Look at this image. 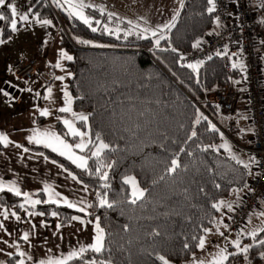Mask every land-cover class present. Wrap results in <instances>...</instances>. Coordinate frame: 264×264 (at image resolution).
<instances>
[{"label":"trees","instance_id":"1","mask_svg":"<svg viewBox=\"0 0 264 264\" xmlns=\"http://www.w3.org/2000/svg\"><path fill=\"white\" fill-rule=\"evenodd\" d=\"M249 1L257 13L256 28L264 33V23H261L264 21V0ZM30 5L33 14L58 22L54 6L47 0H30ZM183 5L175 27L165 33L168 39L161 40L159 48L154 44L155 37L142 39L140 35H131L117 39L105 33L95 20H105L108 13L101 15L99 9H86L96 18L93 27H98V31L95 33L66 13L58 14L64 22L61 46L73 57L67 67L71 73L69 90L74 97V110L88 113L93 139L99 133L112 149L104 156L105 163L112 165L105 169L110 187L101 188L104 182L97 176H89L49 149L33 145L28 148L58 162L93 190V207L86 218L100 217L108 234L107 246L111 249L110 253H105V258L110 256L113 264H160L155 253L166 256L173 264L190 260L199 251L198 241L192 237L203 236V229L210 228L216 221L218 212L212 204L228 198L234 189L246 190L250 184L248 170L219 148L229 142L209 130V122L213 124L211 118L216 119L220 112L206 99L208 93L228 85L232 78L242 77V70L227 72L222 56L204 61L198 73L178 63L182 51L195 49L192 45L198 39L202 41L210 31L217 29L216 15L207 13L206 0H184ZM0 12L10 17L6 8H0ZM0 28L4 29L3 40L12 35L7 21L0 22ZM78 40L91 43L81 44ZM172 48L177 51H171ZM198 113L207 120L196 124ZM78 125L85 129L81 123ZM57 129L71 143L76 142L65 136L61 124ZM192 131L197 135L188 139ZM209 146L219 150L213 151ZM203 148L209 150L202 151ZM232 154L250 162L247 155L244 159L233 150ZM175 155L179 157L181 168L168 176L165 170ZM89 167L95 171L94 160H89ZM125 176H134L147 190L145 199L135 206L126 203L130 187L123 183ZM161 176L165 178L160 180ZM98 192L107 193L111 208L98 207ZM36 197L46 200L42 194ZM21 203V197L7 191L0 193L2 207L21 210ZM29 210L45 213L47 221L55 211L61 224L68 223L72 216H83L67 207L43 203ZM125 225L129 228L127 232L123 230ZM154 230L159 231L160 236H152ZM261 239H264V228L257 232L255 241L251 237L244 239L243 243L250 246L248 260L243 256H230L226 264L245 261L264 264L259 256L264 251V246L258 243ZM185 243L189 245L187 249ZM92 257V253L86 254V258ZM18 259L13 255L8 264H16ZM71 264H80V261Z\"/></svg>","mask_w":264,"mask_h":264},{"label":"crops","instance_id":"2","mask_svg":"<svg viewBox=\"0 0 264 264\" xmlns=\"http://www.w3.org/2000/svg\"><path fill=\"white\" fill-rule=\"evenodd\" d=\"M145 2H147L149 8L157 7L151 3V0H139L135 5H132L131 2H125L120 8L121 13H119V17L137 22L145 11L137 5ZM15 3L18 6V10L22 13L28 12L29 7L31 8L30 0H15ZM127 5L128 9L131 10L129 13L125 12V7ZM53 8L55 9V7ZM180 10L181 8H179L177 12H180ZM58 14L59 13L56 11L58 22L52 18H48L52 21L51 26L41 27L37 25L34 20L32 23L26 25L18 24L19 31L12 33L8 39H5L6 42L4 44H0V90H2L0 91V133L7 135L9 139L13 141V144H10L7 148H4L2 145V150H0V180L5 183L15 182L22 192L42 194L45 199H47V196L43 192V187L45 184H48L52 186L54 191L60 193L73 203L83 198L92 204L93 190L89 186H87V191H85L84 183H77L68 176V172L71 171L68 169L65 171L64 169L66 168L58 162L52 163L51 161L54 160L50 158L45 160L44 157L46 155L44 153L43 155H39V153L42 152L28 148L30 145L38 146L29 144L27 141V137L32 134L33 128H40L41 130L48 129L62 136L58 132L57 125L61 124L64 127L61 122L62 119L71 118L68 114L56 111L57 108L63 106V93L61 89L64 85H67L69 90V80L71 77L68 75V73H70L67 67L69 61H62L64 70L54 67L59 59V52L61 50L65 51L61 46L63 30L61 29L62 26ZM30 20H32L31 15ZM220 28L221 24L214 32H217ZM209 36L210 35H206L202 38V42ZM0 39H2V35H0ZM13 41L17 43L15 42L16 44L12 45ZM23 52L24 58L22 59ZM13 53L19 54L20 59L13 57ZM30 58L37 60L38 70L42 80H38L26 87L24 82L15 77L14 71L19 64H22ZM9 69H11V71ZM56 76H64L65 79L63 81L56 80ZM235 81L240 82L235 83ZM234 83L236 87H243L241 77L235 79ZM48 87H52L53 89L54 103H49L43 99ZM28 88H31L32 91H22ZM41 90L43 91L42 101L41 104L38 105V97L35 93H40ZM3 92H8L9 96H4ZM45 107L49 108L52 114L48 117H41L36 109H43ZM73 111H75L74 107ZM83 113L88 114L86 112ZM57 117H60V119H57ZM216 120L225 124L228 118L219 114ZM233 120L242 131L238 139L242 142L249 141L252 137V129L249 125V117L246 111L244 97L241 99L240 106L233 116ZM79 123L80 122H77V127H79ZM64 129L67 132L65 127ZM81 130L87 131L88 129L81 128ZM67 141L71 143L69 140ZM76 142H78V138ZM15 144H20L22 147L16 148ZM25 147L29 149V152L26 153L23 151ZM238 156L247 159L245 155L239 154ZM254 173L255 170L252 165L251 178ZM246 192L247 189L236 190L234 194L231 192L230 196L222 201H224L226 205L231 204L234 207L244 197ZM33 198L38 199L36 195H34ZM4 209H8L9 212L15 211L21 216L20 222H17L15 218L11 216L7 221H3V217L0 216V221H3L5 224L7 233L11 234L9 235L4 231H0V248L4 250L0 252V261H3L4 264H8V259L10 258V256L5 253H11V256L15 255V249L9 248L7 246L8 244L18 243L21 245V250L32 256V260H27L26 258L25 264H39L41 259H47L49 256L55 258L61 255H67L69 251L92 242L94 236L92 224L81 225L73 220H70L66 224H61L58 216H52L51 220L47 221L44 215L29 216L23 209L17 210L16 208H5L0 206V212ZM90 209L88 211H90ZM222 209L223 211L218 212L215 223L208 229L214 228L217 225L222 229L224 228L223 224L229 225V211L227 207ZM261 213H264V205L249 215L248 222ZM81 217L91 221L95 219L86 218L84 216ZM33 224L36 225L35 229L32 228ZM57 225H61V227L57 229ZM248 226L252 228L253 225L248 223ZM244 227H246V224ZM26 231L30 233L31 247L20 239ZM248 232L251 231L248 230ZM248 237H250V235ZM2 241H7V244Z\"/></svg>","mask_w":264,"mask_h":264},{"label":"snow or ice","instance_id":"3","mask_svg":"<svg viewBox=\"0 0 264 264\" xmlns=\"http://www.w3.org/2000/svg\"><path fill=\"white\" fill-rule=\"evenodd\" d=\"M53 3L60 7L62 10L67 12V15L69 18H75L79 21H81L84 25H86L88 28L91 29L93 33L98 31V27H93V20L88 15L85 14L86 8H94L93 5L87 4L84 2V0H53ZM207 8L206 11L209 15L215 13L217 11V2L216 0H206ZM183 0H180V8H183ZM0 8H6L10 12V17L8 15H5L4 12H0V22L7 21L10 24V31L11 33H16L19 31L18 24H29L34 22L37 25H40L41 27H47L52 25V21L49 19H42L38 14L33 15L31 12V8L29 7L28 12L22 13L18 10V6L15 3V0H0ZM100 14L104 15V10L100 9ZM30 15L32 16V20H30ZM108 20L111 21L113 19L112 13H108ZM179 15V12H177L173 18L172 21L165 23L161 26H158L155 29H149L147 27L141 28L140 24H133L132 21H126L127 24L131 25V29H139V35L142 39H149V37H155L154 44L157 48H159L161 40L168 39V36L165 34L166 32L170 31L173 27H175V19ZM116 19H119L116 17ZM146 24L147 21H144ZM215 23L217 27H220L219 17L217 16L215 18ZM261 23H264V21H261ZM95 24L99 26L101 24L100 20H95ZM131 29H129L128 32H125V37L132 34ZM4 29L0 28V35L3 34ZM104 31L107 34H116V38L119 39V28L112 29L109 28L107 25H104ZM208 35H212L211 32L208 33ZM6 41L3 39H0V44H4ZM78 43L81 44H90V41L86 40H78ZM202 41L197 40L192 47L193 48H199ZM93 47H104V45H97L92 44ZM171 51L176 52L177 50L175 48H172ZM59 59L55 63L54 67L64 70L62 66V61H72L73 57L70 56L66 51L61 50L59 52ZM217 56H228L229 52L227 47L224 48L223 52L217 51ZM234 55V54H233ZM180 59H185V57L180 56ZM209 60L212 59L211 56L208 57ZM229 59H231V56H229ZM203 62L198 63H188L185 65H182L183 67H187L188 69H191L193 73H198L199 69L202 67ZM231 67L233 69H241L244 70L245 65L242 62H233L231 64ZM11 71V69H9ZM69 76H71V73H68ZM56 80L63 81L65 79L64 76H56ZM240 81H235V83H239ZM28 91L31 92L32 89H23L22 91ZM2 91V90H0ZM63 93V106L56 109L59 113H65L68 114L71 118H64L62 119V123L64 127L67 129V132L65 133V136H70L74 140L78 138V142L76 143H69L64 137L58 135L57 133L50 131L48 129L41 130L40 128H33L32 134L27 137V141L29 144H34L38 146H43L46 149H50L51 152L56 153L57 155L63 157L64 159L71 162V164L75 165L76 168L81 169L83 172L87 173L89 176L95 175L98 177L100 181H103L100 185L101 188L107 189L110 187L108 180H109V174L108 171L105 169H110L112 167L111 164L105 163L104 156L106 151H111L110 145L106 143L101 135L97 133L95 135V139H93L91 134V129L89 126V115L85 114L83 112L77 113L73 111V103H74V97L69 92L68 86L64 85V87L61 89ZM3 95L8 97V92H3ZM37 97L40 96V93H35ZM43 99L45 101H48L49 103H54L53 100V89L52 87H48L46 90V95L43 96ZM79 99H83V97H79ZM36 111L39 112V115L41 117H48L52 113L49 108L45 107L43 109L37 108ZM57 119H60V117H57ZM201 120H207V117L203 116L202 113H198L196 116L195 123L199 124ZM77 122H80L83 127L87 128V131L81 130V128L77 127ZM209 130L214 133H219L221 140H224V134L219 132V129L209 122ZM197 133L195 131L191 132V136L188 137V139H192L193 137H196ZM10 144H13V141L9 139V137L3 133H0V145H3L4 148H7ZM16 148H21L22 146L20 144H15ZM212 148L213 151H218L219 149L215 146H209ZM219 148H223L226 152L229 153L230 159L235 160V162L238 165H241L243 168L247 169L249 174H251V166L252 164H259V160L255 156H250L249 160L250 162H244L240 160L237 156L232 154V149L230 145L225 142L219 146ZM78 150V151H77ZM208 148H203L202 151H208ZM24 152H29L28 148H23ZM181 152L184 151L183 148L180 149ZM79 153V154H78ZM39 155H43V153H39ZM188 155H192L191 153H188ZM45 160L48 159V157H44ZM89 160L95 161V171L93 172L89 167ZM52 163H56V161H51ZM62 167V166H61ZM181 168V164L179 162L178 155H175L171 161L170 165L166 168L165 174L168 176L174 175L178 169ZM67 171V169H64ZM68 176L71 177L73 181H76L77 183H81L80 180H78L77 176L74 175L72 172H68ZM165 177L161 176L160 180H163ZM123 183L128 185L130 187V193L129 197L126 199V203L130 205H137L139 202L143 201L146 196V189L142 188L140 184L138 183L137 179L134 176H125L123 178ZM155 183V181L153 182ZM247 187V185H245ZM217 188H219V185H217ZM84 190L87 191V185L84 186ZM9 192L17 197H21L23 199V203L19 205L21 209H23L27 215L29 216H43L45 213L43 212H36V211H29V209H35L37 205L40 204H50V205H56L57 207H67L70 209H74L76 212L83 213L84 217L89 216L91 213L88 211L90 208L93 207V205L83 198H81L78 202L73 203L71 200L67 199L66 197L62 196L60 193L54 191L51 185L45 184L43 187V192L47 196L46 200L41 199H34V195L38 194H30L28 192H22L21 189L16 185L15 182L12 183H5L4 181L0 180V193L3 192ZM203 191V189H201ZM97 200H98V207L100 208H111L113 205L111 202H109L107 193H97ZM27 205V207H25ZM227 207V210L231 212L233 210L231 204H225L224 201H219L217 203L212 204V208L216 209L217 212L221 211L222 208ZM51 215L53 217L58 216L57 212H52ZM261 215H264V213H261ZM0 216L3 217V221H7L10 216L14 217L17 222L21 221V216L18 215L15 211L9 212L8 209H4L2 212H0ZM71 220L77 221L81 225L86 224H92L93 225V231L94 236L92 238V242L87 245H81L79 248L74 249L72 251H69L67 255H61L59 257H51L49 256L47 259H41L39 261V264H71L73 261H80V264H113V261L110 256L105 258V253L111 251V249L107 246V236L105 228L101 224V220L99 216H96L94 221L91 220H85L81 216H72ZM3 221H0V231H4L7 233V229L5 227V224ZM222 224V221H221ZM36 225H32V228L35 229ZM61 225H57V229H59ZM225 229H227V225H223ZM125 232L129 231V228L127 225L124 226L123 229ZM203 231L207 234L211 230L210 229H203ZM217 233L220 236H224V232L219 231V227H217ZM11 235L10 233H7ZM152 236H160L159 231H153L151 233ZM240 235H243V232L240 233ZM253 241L257 238L256 232H251L249 234ZM21 240H23L25 243L30 244V233L24 232L23 235L20 237ZM193 240H197L196 247H198L200 250H204L206 247V236H200L192 237ZM3 243L7 244V241H2ZM228 243L236 250L235 252H228L227 248L221 249L214 258L208 262V264H226V262L229 260L230 256H243L245 260H248V253L250 251V246H242L240 239H236L233 241H228ZM259 245L264 246V239L259 240ZM9 248L15 249V256L19 257V259L16 261V264H25V260H32V256L26 253L25 251L21 250V245L18 243H12L7 245ZM189 245L187 243L184 244V248L187 249ZM4 250L0 248V252H3ZM92 253V258H86V254ZM6 255H9L11 257V253H5ZM149 255H153V253H149ZM260 259L264 260V251H261L259 253ZM155 259L160 262V264H171V261L166 258V256L155 253ZM0 264H4L3 261H0ZM195 264H205L204 261H198L195 262ZM250 264V262H249Z\"/></svg>","mask_w":264,"mask_h":264},{"label":"built area","instance_id":"4","mask_svg":"<svg viewBox=\"0 0 264 264\" xmlns=\"http://www.w3.org/2000/svg\"><path fill=\"white\" fill-rule=\"evenodd\" d=\"M216 2L217 11L214 14L219 17L221 28L207 37L199 48L182 51L178 63L182 66L204 62L209 56L213 58L217 56V51L223 52L227 47L229 55L222 56L224 69L227 72L234 70L231 64L237 62L236 56L245 65L241 77L243 87H236L235 79L232 78L228 85L206 96L210 103L216 105L220 114L228 118L225 124L213 118L211 120L219 132L224 134L232 150L249 157L255 156L259 160L258 165L253 164L255 173L250 179L246 194L229 213L230 232L239 233L249 215L264 205V33L256 28L257 13L249 0ZM180 56L185 59H180ZM14 73L26 87L42 80L34 58L19 64ZM242 97L252 129V137L246 142L238 139L242 131L233 120Z\"/></svg>","mask_w":264,"mask_h":264},{"label":"rangeland","instance_id":"5","mask_svg":"<svg viewBox=\"0 0 264 264\" xmlns=\"http://www.w3.org/2000/svg\"><path fill=\"white\" fill-rule=\"evenodd\" d=\"M47 1L55 7L58 13L67 14L66 11L62 10L60 7H57L53 3V0H47ZM84 2L87 4L93 5L94 8L96 9H99V10L103 9L104 12L106 13L114 14L113 19L111 21L108 20V15H107L105 20L101 21V24L99 26L102 27L103 30H104V25H107L109 28H112V29L119 28L120 38H126L125 32H128L129 29H131V25L126 23V21H129V20H125L119 17V13H121L120 8L125 4V2H131L132 5L133 4L135 5L137 2H139V0H84ZM151 3L157 7L149 8V5L147 4V2L137 5L139 8L145 11H144V14L140 17V19H138L137 22L132 21L133 24H140L141 28L147 27L149 29H155L158 26H161L165 23L172 21L173 16L177 13V11H179V8H180V4H179L180 0H151ZM86 9H85V14L88 15L90 18H92V20L94 21L96 18H94V16L92 15H89L86 12ZM125 12L126 13L131 12V10L128 9V5L125 7ZM116 17H118L119 19H116ZM96 20H99V19H96ZM144 21H147V23L145 24ZM60 23H61V26L63 27V28L61 27V29H64V26H63L64 22L60 20ZM131 32L132 34L128 36L139 35L138 34L139 29H131ZM113 35L116 37L115 33H113ZM15 42L16 41H13L12 45H15L17 43ZM13 57H15L16 59H20L19 54H16V53H13ZM23 58H24V52L22 53V59ZM236 190L237 189H234L232 191L233 194L236 192ZM221 211H223V209H221ZM248 223L253 225L252 226L253 230L251 226H248ZM227 226H228L227 230L225 228H222V229L219 228V231L224 232V236H220L217 233V227H219L218 225L215 226L214 228H211L210 229L211 231L209 233L203 235V236H206L205 249L204 250L199 249L198 253L194 255L190 260L180 263V264H195V262H198L201 260L204 261L205 264H208V262L211 261L214 258V256L223 248H227L228 252H235L236 250L228 243V241H233L238 238L240 239L242 246H249V244L243 243L244 239H246L251 232L257 233L261 229L264 228V215L259 214L257 217H253L249 222L247 220L246 227L243 226L241 228L243 235H240L241 232L240 233L230 232V229L228 230L230 226L229 225ZM248 230H250L251 232H248ZM242 264H249V263L245 261Z\"/></svg>","mask_w":264,"mask_h":264},{"label":"bare ground","instance_id":"6","mask_svg":"<svg viewBox=\"0 0 264 264\" xmlns=\"http://www.w3.org/2000/svg\"><path fill=\"white\" fill-rule=\"evenodd\" d=\"M236 61H239V57L237 56V59H236ZM37 66H38V63H37ZM264 76V75H263Z\"/></svg>","mask_w":264,"mask_h":264}]
</instances>
